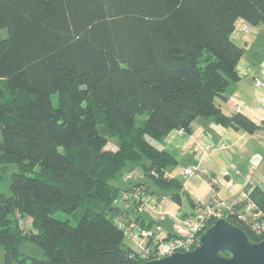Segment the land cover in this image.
I'll use <instances>...</instances> for the list:
<instances>
[{
    "label": "trees",
    "instance_id": "1",
    "mask_svg": "<svg viewBox=\"0 0 264 264\" xmlns=\"http://www.w3.org/2000/svg\"><path fill=\"white\" fill-rule=\"evenodd\" d=\"M239 19L264 23V0H0V163L20 165L11 194L0 190L4 264H136L145 258L126 236L132 222L154 226L147 196L196 206L161 141L198 116L262 127L218 101L239 78ZM246 195L227 219L260 241L237 214L253 202L264 222V185Z\"/></svg>",
    "mask_w": 264,
    "mask_h": 264
},
{
    "label": "crops",
    "instance_id": "2",
    "mask_svg": "<svg viewBox=\"0 0 264 264\" xmlns=\"http://www.w3.org/2000/svg\"><path fill=\"white\" fill-rule=\"evenodd\" d=\"M244 23L239 19L232 33L233 39L244 47L237 65L239 78L228 85L227 99L218 101L228 115L235 114L236 105L241 103L244 106L241 113L262 127L248 132L198 116L189 131L179 133L173 129L161 141L178 159L167 174L179 178L196 203L193 206L185 197L180 205L164 196L158 201L159 212L149 206L143 208L148 219L155 221L154 226L168 232L172 231L176 216L195 214L198 204L208 203L215 197L238 203L246 196L248 185H264V85L256 84L257 79L264 81V23L251 25L248 32L242 30ZM207 145L212 148H206ZM191 165L197 166V172L192 175L186 173Z\"/></svg>",
    "mask_w": 264,
    "mask_h": 264
},
{
    "label": "built area",
    "instance_id": "3",
    "mask_svg": "<svg viewBox=\"0 0 264 264\" xmlns=\"http://www.w3.org/2000/svg\"><path fill=\"white\" fill-rule=\"evenodd\" d=\"M244 32L250 30L249 23L245 22L242 26ZM257 86L264 85L262 79L256 80ZM264 102V98L262 100ZM243 105H236V111L242 112ZM179 133H184L183 128L178 129ZM222 147H227L226 144H221ZM206 148L211 149L210 145ZM197 172V166L191 165L186 169L187 174ZM247 196V195H246ZM146 206H149L153 211H158V202L153 196L146 197ZM235 206L221 197H215L208 203L199 204L195 214L178 215L174 218L172 231L168 232L160 226L142 227L138 223L132 222L128 229L130 237L136 244L142 257L145 259L160 257L174 252H183L193 249L197 243L199 235L219 217H226V211L233 212ZM256 206L253 202H248L242 210L237 214L238 218L243 219L251 227L258 231H264V222H259L260 213L256 212ZM153 251V253H151Z\"/></svg>",
    "mask_w": 264,
    "mask_h": 264
},
{
    "label": "water",
    "instance_id": "4",
    "mask_svg": "<svg viewBox=\"0 0 264 264\" xmlns=\"http://www.w3.org/2000/svg\"><path fill=\"white\" fill-rule=\"evenodd\" d=\"M136 264H264V238L252 241L244 228L219 217L199 235L193 249Z\"/></svg>",
    "mask_w": 264,
    "mask_h": 264
},
{
    "label": "rangeland",
    "instance_id": "5",
    "mask_svg": "<svg viewBox=\"0 0 264 264\" xmlns=\"http://www.w3.org/2000/svg\"><path fill=\"white\" fill-rule=\"evenodd\" d=\"M250 28H251V26H250ZM6 34H7V31L5 29H0V38L3 36H6ZM54 103H56V95H54ZM146 115H143V116L139 115L136 118V127H138L139 125H141L143 123V119L146 118ZM0 136H1V131H0ZM118 141H119V137L112 138L108 142L107 148L117 149ZM35 169H36V171H38L40 168L36 167ZM19 170H20V165L18 162H11V163H7V164L0 163V190H2L7 195L11 194V192H12L11 186H10L12 173L15 171H19ZM28 174L33 175L34 172L30 171V172H28ZM122 180H123V178H121L118 181V183H120V185H123ZM112 182L115 183L116 181L113 180ZM54 216L57 218H60V219H71V221L73 223H76V221H77V219L71 213H66L63 211H56ZM20 223H21V226L24 228V230H26V231H33L34 230L32 218L29 215L25 214L24 216H22ZM126 242L131 247L137 248L136 244L133 242V240L131 239L130 236L129 237L126 236ZM25 249L27 251L32 252L33 250L36 249L35 244L27 243L25 246ZM40 252H41V250H40ZM4 254H5L4 246L0 243V264H4Z\"/></svg>",
    "mask_w": 264,
    "mask_h": 264
},
{
    "label": "clouds",
    "instance_id": "6",
    "mask_svg": "<svg viewBox=\"0 0 264 264\" xmlns=\"http://www.w3.org/2000/svg\"><path fill=\"white\" fill-rule=\"evenodd\" d=\"M250 25V24H249ZM251 26V25H250Z\"/></svg>",
    "mask_w": 264,
    "mask_h": 264
}]
</instances>
